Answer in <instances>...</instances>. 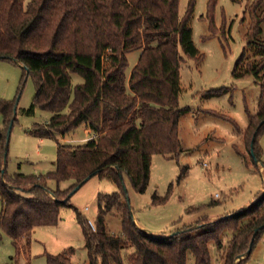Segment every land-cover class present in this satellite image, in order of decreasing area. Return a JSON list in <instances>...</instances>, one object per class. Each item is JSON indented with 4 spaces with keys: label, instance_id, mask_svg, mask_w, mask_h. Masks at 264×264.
I'll use <instances>...</instances> for the list:
<instances>
[{
    "label": "trees",
    "instance_id": "obj_1",
    "mask_svg": "<svg viewBox=\"0 0 264 264\" xmlns=\"http://www.w3.org/2000/svg\"><path fill=\"white\" fill-rule=\"evenodd\" d=\"M179 2L30 0L25 5L24 0H0V58L18 62L24 75L34 77L37 91L27 112L39 106L52 116L46 123H35L32 131L58 143L55 169L39 175L9 173L6 143L10 124L17 119L19 99H0L4 118L0 224L18 253L30 247L38 226L58 223L62 206L72 205L78 184L89 175H99L116 182L119 190L98 194L95 229L78 213L89 250L86 264H187L189 254L195 264H211L210 240L216 241L220 252L226 248L222 264H241L249 257L251 252L236 262L264 228L255 234L264 225V192L237 213L155 235L135 221L124 184L126 174L137 192H145L153 154L176 157L182 150L179 118L186 108L179 107L181 63L185 56L200 61L202 54L191 25L196 0H189L183 14ZM262 3L255 0L250 7L251 21L245 32L247 46L255 47L253 59L246 47L233 71L238 78L252 75L261 88L258 109L250 115L244 133L256 162L262 154L257 138L264 129ZM215 4L216 0L209 1V16ZM134 50H139V57L127 73V54ZM73 73L83 81L74 86L72 95ZM80 125L92 132L85 141L73 144L58 139V133L66 135ZM66 181L70 185L62 187ZM163 201L165 197L153 195L154 203ZM114 210L121 219L118 233L109 229L107 220ZM225 229L232 236L224 245ZM48 261L73 264L64 253H50Z\"/></svg>",
    "mask_w": 264,
    "mask_h": 264
},
{
    "label": "rangeland",
    "instance_id": "obj_2",
    "mask_svg": "<svg viewBox=\"0 0 264 264\" xmlns=\"http://www.w3.org/2000/svg\"><path fill=\"white\" fill-rule=\"evenodd\" d=\"M29 1L24 0L25 5ZM209 1L196 0L191 21L193 38L202 58L199 61L185 56L180 68L179 107L186 108L179 118L182 150L176 157L153 154L145 192H137L129 176L124 174L135 221L148 232L169 234L186 225L242 211L264 190V129L257 138L262 149L261 161L252 159L243 136L250 115L258 109L261 88L252 75L238 78L233 73L246 47L249 57L253 59L254 56L255 47L247 46L245 32L251 21L250 7L255 0H216L212 16L208 15ZM188 2L180 0L181 14ZM259 9L264 10V0ZM261 26L264 40V17ZM139 53L134 50L127 54V73ZM82 81L80 74H72V95L74 86ZM36 91L34 77L24 75L18 62L0 58V99H14L16 96L19 99L17 119L8 145L9 173L39 175L56 168L57 140L32 131L35 123L48 122L52 112L39 106L34 112H27ZM3 124L4 118L0 114V127ZM57 136L64 142L62 134ZM68 137L72 138L70 143L83 142L86 137L84 125L65 135ZM70 183L66 181L62 187ZM117 190L118 184L106 177L94 175L86 180L72 194V205L62 206L58 223L40 225L34 230L26 251L17 252L11 237L0 224V264H51L48 261L50 253H64L73 264H86L89 250L78 213L96 222L98 194ZM155 193L165 197V201L154 203ZM2 205L0 197V209ZM107 220L111 231H121V219L115 210ZM231 236L232 231L225 229L222 234L224 245ZM224 248L220 252L216 241H209L211 264H222V256L226 253ZM133 249L129 248L125 254ZM239 260L237 258L236 262ZM187 264H195L192 254H189ZM241 264H264V228L249 257Z\"/></svg>",
    "mask_w": 264,
    "mask_h": 264
},
{
    "label": "water",
    "instance_id": "obj_3",
    "mask_svg": "<svg viewBox=\"0 0 264 264\" xmlns=\"http://www.w3.org/2000/svg\"><path fill=\"white\" fill-rule=\"evenodd\" d=\"M16 113H17V107H15V115H16ZM12 121H14V119H13ZM263 121H264V120H263ZM12 126H13V123L10 124V128H9V135H8L7 143H6V152H5V156H7V153H8V145H9L10 132H11ZM255 138H256V132H255V134H254V136H253V138H252V144H251L252 147H253V145H254ZM252 151H253V150H252ZM90 177H91V175L87 176V177H86V178H85L80 184L77 185V187L75 188V190H77L79 187H81L82 184H83L86 180H88ZM234 213H237V212H234ZM231 214H233V213H229L228 215H231ZM263 226H264V225H261L260 227L256 228V229H255V234H256V233L259 231V229H260L261 227H263ZM144 229H145V228H144ZM145 230H147V229H145ZM147 231H148V230H147ZM253 240H254V236H253V238H252V240H251V242H250V246H249L247 252H246L245 254H240V255H238V256H237L238 259H241L242 257L248 255V254L251 252V248H252Z\"/></svg>",
    "mask_w": 264,
    "mask_h": 264
},
{
    "label": "crops",
    "instance_id": "obj_4",
    "mask_svg": "<svg viewBox=\"0 0 264 264\" xmlns=\"http://www.w3.org/2000/svg\"><path fill=\"white\" fill-rule=\"evenodd\" d=\"M85 131H86V137L83 139V141H85L86 139H88L89 137H90V135L92 134V132H91V130L89 129V128H85ZM72 132V131H71ZM70 133V132H69ZM68 133V134H69ZM244 133H245V131H244ZM68 134H66V135H68ZM243 136H244V142L246 141V138H245V134H243ZM63 137V141L66 143V142H70V141H72V138L70 139L69 137L68 138H65V135H63L62 136ZM63 142V143H64ZM264 192V190H261L260 191V193L262 194ZM259 193V194H260ZM258 194V195H259ZM257 195V196H258ZM254 202V201H253ZM246 208V207H245ZM244 209V208H243ZM243 209H241V210H243ZM220 216V215H219ZM137 224L140 226V224H139V222L137 221ZM140 227H142V226H140ZM146 229V228H145ZM151 234H155V235H166V234H168V233H166V232H157V233H153V232H150Z\"/></svg>",
    "mask_w": 264,
    "mask_h": 264
},
{
    "label": "built area",
    "instance_id": "obj_5",
    "mask_svg": "<svg viewBox=\"0 0 264 264\" xmlns=\"http://www.w3.org/2000/svg\"><path fill=\"white\" fill-rule=\"evenodd\" d=\"M89 224L91 225V227L93 228V229H95L96 228V225H95V222H93V220H89Z\"/></svg>",
    "mask_w": 264,
    "mask_h": 264
}]
</instances>
